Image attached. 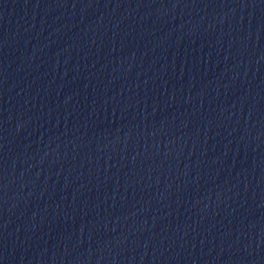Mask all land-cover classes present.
Masks as SVG:
<instances>
[{"label":"water","instance_id":"1","mask_svg":"<svg viewBox=\"0 0 264 264\" xmlns=\"http://www.w3.org/2000/svg\"><path fill=\"white\" fill-rule=\"evenodd\" d=\"M0 264H264V0H0Z\"/></svg>","mask_w":264,"mask_h":264}]
</instances>
